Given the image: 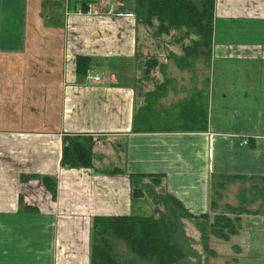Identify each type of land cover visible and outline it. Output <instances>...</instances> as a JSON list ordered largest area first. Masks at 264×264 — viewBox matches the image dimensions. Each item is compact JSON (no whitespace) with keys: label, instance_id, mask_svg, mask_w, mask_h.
<instances>
[{"label":"crops","instance_id":"obj_1","mask_svg":"<svg viewBox=\"0 0 264 264\" xmlns=\"http://www.w3.org/2000/svg\"><path fill=\"white\" fill-rule=\"evenodd\" d=\"M143 34L136 0H0V264H91L95 218L152 214L133 201L131 176H162L187 212L210 220L215 177L264 178V0H215L203 84H174L152 112L155 133L133 130L150 89L138 80L151 52ZM195 90L207 94L208 131L163 132ZM85 136L110 142L95 155L110 173L61 166L64 139ZM230 218L240 220L235 264H264V216Z\"/></svg>","mask_w":264,"mask_h":264},{"label":"trees","instance_id":"obj_2","mask_svg":"<svg viewBox=\"0 0 264 264\" xmlns=\"http://www.w3.org/2000/svg\"><path fill=\"white\" fill-rule=\"evenodd\" d=\"M214 5L215 0H198L196 2L190 0H136L137 21L148 31L154 30L152 38L155 41L153 40L148 45L157 52H152L145 58L140 56L139 79L141 80L143 76L151 77L152 74L157 73V71L154 72L157 67L160 72L166 68V65L157 57L164 44L168 47L170 43L176 45L181 43V53L175 54L174 51H171L170 57L176 61L179 70L191 73L192 80H196L195 65L198 59L203 57L206 67H210L213 49ZM151 43L152 45H150ZM141 60H144L145 63L143 64ZM153 76L157 78L155 74ZM169 91V81L166 80L163 84H156L155 88L148 92L146 101L137 110L133 121L135 133L159 131L154 125L152 103L158 102ZM192 93L193 95L187 100L177 105L180 108V116L173 125L162 129L163 132H205L208 129L207 94L205 91L199 92L198 90L192 91ZM251 148L255 149L254 146ZM95 155L96 142L93 137H67L63 143L61 166L67 169H94L99 173H110L96 166ZM121 171L122 169L117 167L111 173H121ZM130 178L134 183L133 201L139 203L144 200L146 202L144 196L147 192L153 195L157 207L155 206L154 213L151 215L133 214L131 216L95 218L91 264H185L187 251L184 248L187 240H184L181 231L184 219L202 221L198 226L202 243L206 249H208L207 240L210 236L228 242L231 236H236L239 233V218L232 219L228 215L216 216L214 223L211 224L209 216L194 217L167 192L155 193V187H160L163 183L162 176H131ZM146 179L155 181V184L141 183ZM225 179L241 178L226 177ZM245 180L253 182L252 192L248 194L247 198L241 195L239 207L228 206L230 215L237 217L244 214L264 216V178ZM43 182L48 191L56 196L57 180L46 177ZM215 186L213 183V188ZM218 186L224 187L220 183ZM254 204L258 205L255 210L244 207ZM208 235L210 236L208 237ZM118 242H122L126 246L130 257L126 258L125 255L118 252Z\"/></svg>","mask_w":264,"mask_h":264},{"label":"rangeland","instance_id":"obj_3","mask_svg":"<svg viewBox=\"0 0 264 264\" xmlns=\"http://www.w3.org/2000/svg\"><path fill=\"white\" fill-rule=\"evenodd\" d=\"M190 1L196 2L198 0H190ZM153 32H154V30L151 29L148 31V34H143V39L149 38V41L147 40L149 43L151 41L153 42V40L155 41V39L152 38ZM144 42H146V41H144ZM150 45H152V43ZM164 45H163V49L160 50V54L157 57H159L161 59V62L163 64L165 63L164 61L166 60L165 57H169V63H168L169 68L167 69L166 75H164L162 77H160L158 75L157 78H155V76H153V75L154 74L156 75V73H154L151 75V77H146V76L144 77L143 76L141 80L138 79L140 86H145V87L150 88V89H147L148 92L152 91L155 88L156 84H158V83L163 84L164 81H166V80L169 81L170 90L172 89L174 84H176V87H186V86L192 85L191 74L177 72V70L179 71V68L177 67L176 61H174L170 57L172 55L170 53L171 51H174L175 54L181 53V47H180L181 43H179L178 45H176L174 43H170L169 45L167 44L168 47H166V45L165 46ZM149 49L151 51L149 53V55H151L152 52L157 53V52H155V50L152 46L151 47L149 46ZM144 54H145V51H144ZM145 56L146 55H143L142 58H145ZM203 59L204 58L201 57L200 60L197 61V63H196L197 71H201L203 73V75L197 74L196 78H195L196 79L195 82L198 80L197 85L199 84V86H200L199 82L202 81L201 84H203V77L202 76H204V74H206V72H207V69H206L207 67L204 64ZM141 61H143L142 62L143 64L145 63L144 60H141ZM196 65H195V67H196ZM156 71H158V67H157V69H155L154 72H156ZM170 73H172V74H170ZM173 73H174V75H173ZM148 92H144L142 94V104L141 105L144 104L143 99L145 100L147 98V94H149ZM167 94H168V92H167ZM159 101L152 103V112L156 111V113H159L158 112L159 108H162V105L159 104L160 103ZM175 101L176 100L174 99L172 101V103ZM166 105L168 106L169 104L166 103ZM206 131H208V129ZM95 142H96V144H97V142H99V144H97L96 147L98 146V147H100V149H105V147H104L105 145L111 146V144H110V142H108V140L105 141L103 139L102 140L99 139L98 141H96V139H95ZM122 148H123V146L120 145V148L118 146L117 150H122ZM105 155H106V153H104V156ZM120 155H119V160L122 159V155L121 156ZM119 160H117L116 163L114 160H113V162L111 161L112 166L114 164L116 167H120V165H121L120 161L121 160L120 161ZM102 166H103L102 168L104 170H108V169H105V166H107L106 168H109L110 163L108 162V164H106L105 166L104 165H102ZM220 177H222V176H220ZM223 178H214L213 179V183H215L216 186L211 193V195H212L211 205L213 207V211L216 213V216H225V215L232 216V215H230L231 213L228 210V206H230L231 208L239 207L241 204V198H240L241 195H244L243 196L244 198L248 197V194L250 192H252L251 187L253 185V182L251 180H245V179L226 180L225 179L226 177H223ZM162 181H163V183L161 184L160 187H155V193H157V194H160L162 192H167L166 191V185L164 184L163 178H162ZM141 183L147 184V185H150V184L153 185V184H155V181H152L151 179H146V180L141 181ZM219 183L221 185H224V187L218 186ZM144 198L146 200L145 203L151 205L152 214H153L154 208L156 206L155 202H154L153 195L145 192ZM213 202H214V205H213ZM142 203H144V200L139 202V204H142ZM244 207H246L247 209H250V210H255L258 208V205L257 204H254L252 206L251 205H245ZM214 219H211L209 221V223H211V224L214 223ZM199 223H202V221L200 222V221L188 220V219L187 220L184 219L182 221V224L184 225L182 230H181L183 232L182 236L184 235V240L185 241L187 240V244L184 248V250L187 251L186 252L187 257L185 258V262H186L185 264H235L237 262V260H239L238 258L240 255V247L234 245V243H235L233 240L234 236H231L230 240H228L229 243H227V241H224L223 239H218V238H215L214 236L208 235V237L209 236L210 237L207 240V248L208 249H206V248H204V245L202 243V237H201V234L199 233V226H198ZM117 247H118V250L121 252V254L125 255V257L127 258V255L122 253L123 249L127 250L126 246L122 242H118ZM231 258H236V259H235V261H233ZM256 263H258V262H252L249 259L244 258L243 262L240 264H256Z\"/></svg>","mask_w":264,"mask_h":264},{"label":"built area","instance_id":"obj_4","mask_svg":"<svg viewBox=\"0 0 264 264\" xmlns=\"http://www.w3.org/2000/svg\"><path fill=\"white\" fill-rule=\"evenodd\" d=\"M112 8V6H111ZM113 9V8H112ZM91 11V10H90ZM87 74L90 75V79L93 81V82H100V78L98 75H92V72L90 70L87 71Z\"/></svg>","mask_w":264,"mask_h":264}]
</instances>
